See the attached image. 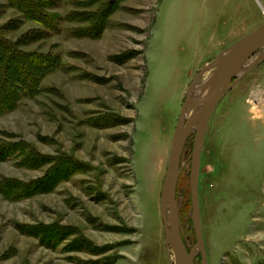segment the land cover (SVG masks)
<instances>
[{
	"label": "rangeland",
	"instance_id": "1",
	"mask_svg": "<svg viewBox=\"0 0 264 264\" xmlns=\"http://www.w3.org/2000/svg\"><path fill=\"white\" fill-rule=\"evenodd\" d=\"M44 1L53 28L0 0L6 38L56 61L0 113V264H178L162 196L179 115L217 68L196 75L264 22V0ZM242 68L201 147L207 264H264V44ZM192 150L193 136L177 185L189 251Z\"/></svg>",
	"mask_w": 264,
	"mask_h": 264
},
{
	"label": "water",
	"instance_id": "2",
	"mask_svg": "<svg viewBox=\"0 0 264 264\" xmlns=\"http://www.w3.org/2000/svg\"><path fill=\"white\" fill-rule=\"evenodd\" d=\"M264 44V22L253 32L242 38L219 61L201 70L197 79L211 68H217L210 83L207 95L195 100L187 99L183 104L176 131L173 137L171 157L162 196V218L166 238L172 248L178 264H195V259L201 255L202 264H207L199 205V164L201 147L210 118L222 96L231 86L234 78L244 70L243 63ZM257 59L256 61L260 60ZM254 61V63L256 62ZM189 93H187L188 95ZM201 109L189 120L188 114ZM193 136V150L190 169V194L192 203V224L196 234L197 244L189 251L182 236L181 220L177 203V185L181 174V162L185 144Z\"/></svg>",
	"mask_w": 264,
	"mask_h": 264
},
{
	"label": "trees",
	"instance_id": "3",
	"mask_svg": "<svg viewBox=\"0 0 264 264\" xmlns=\"http://www.w3.org/2000/svg\"><path fill=\"white\" fill-rule=\"evenodd\" d=\"M9 5L28 20L46 27L56 26L57 17L46 12L50 8L49 1L44 0H7ZM0 28V113L15 108L21 98H31L37 94L40 78L55 65L37 60L32 53H25L18 43L5 36ZM43 68L37 71L36 68ZM18 84V86H17Z\"/></svg>",
	"mask_w": 264,
	"mask_h": 264
}]
</instances>
